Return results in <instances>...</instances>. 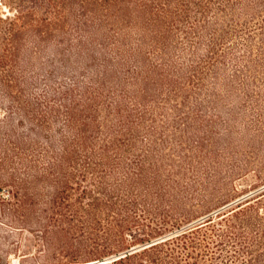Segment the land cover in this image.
Masks as SVG:
<instances>
[{
    "label": "trees",
    "instance_id": "1",
    "mask_svg": "<svg viewBox=\"0 0 264 264\" xmlns=\"http://www.w3.org/2000/svg\"><path fill=\"white\" fill-rule=\"evenodd\" d=\"M0 157L75 258L264 264V0H17Z\"/></svg>",
    "mask_w": 264,
    "mask_h": 264
},
{
    "label": "rangeland",
    "instance_id": "2",
    "mask_svg": "<svg viewBox=\"0 0 264 264\" xmlns=\"http://www.w3.org/2000/svg\"><path fill=\"white\" fill-rule=\"evenodd\" d=\"M0 17H14L17 0H0ZM15 163L5 162L0 157V264H101L100 260L83 261L68 254L61 245L51 242L46 235L44 223L45 209L43 199L46 198V186L39 188L38 195L34 193L31 175L15 173ZM253 171V170H252ZM246 178L238 181L245 184L246 190H252L261 183L256 181L254 172H249ZM41 182L45 179L42 175ZM261 188H264L262 186ZM35 200L41 204L33 203ZM40 221V224L37 223ZM98 227V224L96 225ZM104 234V232H103Z\"/></svg>",
    "mask_w": 264,
    "mask_h": 264
},
{
    "label": "water",
    "instance_id": "3",
    "mask_svg": "<svg viewBox=\"0 0 264 264\" xmlns=\"http://www.w3.org/2000/svg\"><path fill=\"white\" fill-rule=\"evenodd\" d=\"M107 261H108V259L107 260H102L101 262H107ZM97 262H99V261H92V262H89L87 264H92V263H97Z\"/></svg>",
    "mask_w": 264,
    "mask_h": 264
}]
</instances>
